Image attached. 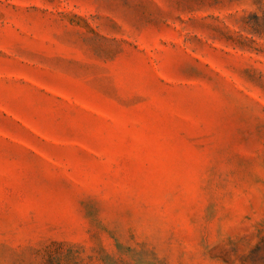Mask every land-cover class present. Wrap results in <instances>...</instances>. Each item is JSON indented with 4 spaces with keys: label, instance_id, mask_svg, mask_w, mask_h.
Masks as SVG:
<instances>
[{
    "label": "rangeland",
    "instance_id": "374dc122",
    "mask_svg": "<svg viewBox=\"0 0 264 264\" xmlns=\"http://www.w3.org/2000/svg\"><path fill=\"white\" fill-rule=\"evenodd\" d=\"M0 264H264V0H0Z\"/></svg>",
    "mask_w": 264,
    "mask_h": 264
}]
</instances>
